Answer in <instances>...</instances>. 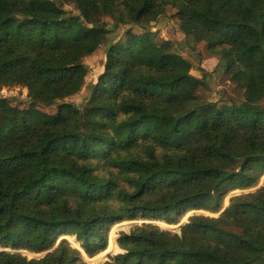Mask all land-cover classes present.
I'll return each mask as SVG.
<instances>
[{
	"label": "trees",
	"instance_id": "1",
	"mask_svg": "<svg viewBox=\"0 0 264 264\" xmlns=\"http://www.w3.org/2000/svg\"><path fill=\"white\" fill-rule=\"evenodd\" d=\"M63 1L78 14L54 0H0V87L23 86L29 99L0 98V264H89L62 236L89 258L124 251L104 264H264V182L250 190L264 175V0ZM168 8L189 46L218 56L242 102L200 99L206 73L130 28L85 104L62 101L111 31L101 16L113 29L155 27ZM234 190L217 216L190 215L178 231L135 225L118 248L120 224L108 240L124 220L218 212Z\"/></svg>",
	"mask_w": 264,
	"mask_h": 264
},
{
	"label": "rangeland",
	"instance_id": "2",
	"mask_svg": "<svg viewBox=\"0 0 264 264\" xmlns=\"http://www.w3.org/2000/svg\"><path fill=\"white\" fill-rule=\"evenodd\" d=\"M58 5H60L66 12L70 14L77 15L78 10L73 3L63 0H54ZM175 11L171 8L167 9L166 15L160 16L156 26L154 25H132L124 26L117 25L112 27V19L108 16H101L98 20L99 23L104 22L111 31L106 34L98 47L90 55L82 59L84 65L87 68V75L84 79L82 88L76 94L64 98L62 101L70 102L75 106L81 108L87 101L90 90L97 81L98 76L103 72L104 63L106 60V52L110 45L114 44L118 40L122 39L124 32L127 28H130L134 33L143 34L148 31L155 32L153 34L154 40L157 42H164L166 48H170L173 51L179 53L183 58H185L191 66L190 73L196 77H204V85L200 86L197 90V96L200 99L215 101L218 104L230 100L233 103H240L244 100L243 92L244 90L236 87L231 81L228 80L227 76L223 74L222 67L218 65L219 58L216 55H213L206 49L205 43H198L194 47H191L187 44L184 34L179 30L178 20L174 16ZM0 98H7L10 100V104L17 106L19 108H26L29 105V99L27 96V89L20 85H11L0 87ZM261 105L264 106V100L261 102ZM49 112L54 113L55 108L51 107L48 109ZM264 182V175L259 178L257 184L250 188L254 190L260 187ZM245 190V191H250ZM244 191V192H245ZM241 190H234L229 192L225 198L224 204L218 212L208 213L202 210H191L186 212L183 216L180 217L177 224H168L162 220H145V219H136V220H124L118 223H115L109 230L108 240L111 230L120 225L116 233V246L117 239L120 236L121 232H128L135 225H141L143 223H151L157 225L163 230L167 231H178V228L181 224L185 223L190 215L193 214H203L210 216H217V214L227 206V200L230 196L241 193ZM64 237V236H62ZM75 237V236H72ZM66 240L72 248L78 249L82 255V258L85 262L89 264H104L106 261H111L110 258L114 255L124 253L123 250L119 248V252L114 254L100 252L97 255L89 258L83 250L73 241L69 239L68 236H65ZM107 240V246H108ZM78 243V242H77ZM79 244V243H78ZM107 248V247H106ZM2 249V248H0ZM23 255L28 258H38L39 254H32L25 251L21 252ZM108 254V255H107ZM39 255V256H37Z\"/></svg>",
	"mask_w": 264,
	"mask_h": 264
},
{
	"label": "water",
	"instance_id": "3",
	"mask_svg": "<svg viewBox=\"0 0 264 264\" xmlns=\"http://www.w3.org/2000/svg\"><path fill=\"white\" fill-rule=\"evenodd\" d=\"M225 209V207L223 208V210ZM223 210H221V211H223ZM62 238H65V236L64 237H61V238H59L58 239V241L60 240V239H62ZM66 239V238H65ZM46 253V252H45ZM44 254V253H43ZM43 254H39L40 255V257H42L43 256ZM39 255H37V256H39ZM108 255V254H107Z\"/></svg>",
	"mask_w": 264,
	"mask_h": 264
}]
</instances>
